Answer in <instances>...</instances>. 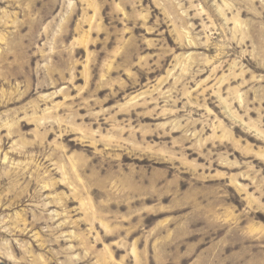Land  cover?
Wrapping results in <instances>:
<instances>
[{"label":"rangeland","instance_id":"374dc122","mask_svg":"<svg viewBox=\"0 0 264 264\" xmlns=\"http://www.w3.org/2000/svg\"><path fill=\"white\" fill-rule=\"evenodd\" d=\"M0 264H264V0H0Z\"/></svg>","mask_w":264,"mask_h":264}]
</instances>
